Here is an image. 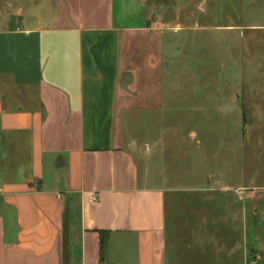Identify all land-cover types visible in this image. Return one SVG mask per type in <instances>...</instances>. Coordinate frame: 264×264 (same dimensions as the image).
Returning a JSON list of instances; mask_svg holds the SVG:
<instances>
[{
	"label": "crops",
	"instance_id": "crops-1",
	"mask_svg": "<svg viewBox=\"0 0 264 264\" xmlns=\"http://www.w3.org/2000/svg\"><path fill=\"white\" fill-rule=\"evenodd\" d=\"M158 23L142 0H0V264H264L262 194L141 181L124 116L162 108Z\"/></svg>",
	"mask_w": 264,
	"mask_h": 264
},
{
	"label": "rangeland",
	"instance_id": "rangeland-1",
	"mask_svg": "<svg viewBox=\"0 0 264 264\" xmlns=\"http://www.w3.org/2000/svg\"><path fill=\"white\" fill-rule=\"evenodd\" d=\"M142 1L160 21L144 59L164 96L124 116L141 181L264 196V0Z\"/></svg>",
	"mask_w": 264,
	"mask_h": 264
}]
</instances>
